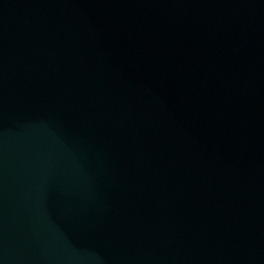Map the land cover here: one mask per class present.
Returning a JSON list of instances; mask_svg holds the SVG:
<instances>
[{
  "label": "water",
  "instance_id": "1",
  "mask_svg": "<svg viewBox=\"0 0 264 264\" xmlns=\"http://www.w3.org/2000/svg\"><path fill=\"white\" fill-rule=\"evenodd\" d=\"M0 264H264V0H0Z\"/></svg>",
  "mask_w": 264,
  "mask_h": 264
}]
</instances>
